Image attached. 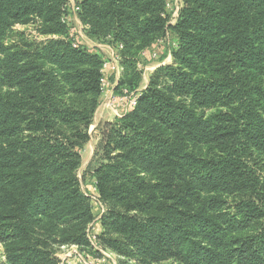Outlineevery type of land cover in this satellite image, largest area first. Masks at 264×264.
Wrapping results in <instances>:
<instances>
[{
	"label": "trees",
	"instance_id": "16d2710c",
	"mask_svg": "<svg viewBox=\"0 0 264 264\" xmlns=\"http://www.w3.org/2000/svg\"><path fill=\"white\" fill-rule=\"evenodd\" d=\"M65 2L0 0V264H58L97 221L140 263L264 264V0H181L174 24L166 0L80 1L85 33L117 47L114 91L138 92L95 127L97 213L78 170L105 58L72 44ZM31 21L59 37L9 36ZM166 30L171 62L139 90L140 53Z\"/></svg>",
	"mask_w": 264,
	"mask_h": 264
},
{
	"label": "rangeland",
	"instance_id": "374dc122",
	"mask_svg": "<svg viewBox=\"0 0 264 264\" xmlns=\"http://www.w3.org/2000/svg\"><path fill=\"white\" fill-rule=\"evenodd\" d=\"M10 31H12L9 36L13 39L18 38L19 35H24L27 39H31L37 42H44L50 38H58L57 35L51 34H44L41 32V25L38 21H31L28 23H14ZM13 42V41H10ZM165 64V63H164ZM97 110V109H96ZM95 122L90 126V136L89 140L83 146V150L81 152L82 156V165L78 170V177L82 179L83 183L82 188L90 195L94 212L97 213L100 208V204L97 201L96 191L94 189V177L87 169L85 170L86 166L96 159V156L101 154L100 149V140L97 133V129L95 128L97 125H93ZM96 124V123H95ZM90 231L88 238L90 237L92 240L89 239L90 248L80 249L74 245L70 246H61L56 251V257L58 258V264L62 262L66 264H82L79 257L76 256V251L80 253L82 257V261L88 263L90 261L94 262V264H144L140 263L137 257L133 256H122L119 255L115 250L109 248L108 245L104 244L97 239L98 233L100 234L102 231V227L100 223L97 221V228H94L92 224L90 227ZM94 235V238L91 236ZM76 250V251H74ZM4 259V255L2 252V245L0 243V261ZM147 264H183L182 262L178 261L174 258H168L167 260H162L160 262H151Z\"/></svg>",
	"mask_w": 264,
	"mask_h": 264
},
{
	"label": "built area",
	"instance_id": "2783aa9c",
	"mask_svg": "<svg viewBox=\"0 0 264 264\" xmlns=\"http://www.w3.org/2000/svg\"><path fill=\"white\" fill-rule=\"evenodd\" d=\"M80 1L81 0H66L63 7L64 14L61 20L68 26V37L72 40V44L74 46L79 44L83 47L90 48L88 46V39H90V37L85 33L86 25H84L78 17V12L80 10ZM181 6V0H166V10L169 14V24L175 23ZM153 44L156 45L157 50L149 52L147 48L142 50L140 53L141 60L146 59L147 62L151 60H157L160 55L159 53L163 48L167 49L168 56L170 57L171 50L176 46L177 42L172 32L170 30H166L165 34L161 38L157 39ZM118 46L120 47L121 45ZM116 48L117 47H114L115 53L112 56H110L109 58L104 57L105 60L103 61L101 67V71L103 73L101 79V102L98 108H102L103 110H113L115 112V115L119 117L128 109L133 108L136 105L138 92H129L124 88L120 93H116L114 91L113 83L115 82V79L120 77L122 69L120 66L119 55L117 54ZM140 63L141 62L139 61V66ZM164 63L165 61L161 60L160 64ZM107 72L114 76L113 82H111L106 77ZM91 237L94 238V235H92ZM89 239L92 240L90 237ZM75 253L76 256L80 258L82 264H94V262L92 261L88 263H86L85 261L83 262L80 253L77 251ZM61 264L66 263L62 262Z\"/></svg>",
	"mask_w": 264,
	"mask_h": 264
},
{
	"label": "crops",
	"instance_id": "0c3cea01",
	"mask_svg": "<svg viewBox=\"0 0 264 264\" xmlns=\"http://www.w3.org/2000/svg\"><path fill=\"white\" fill-rule=\"evenodd\" d=\"M88 46L90 48H97L105 58H109L110 56H112L115 52H114V47L109 46L107 44H102L99 43L97 41L92 40L91 38L88 39ZM148 52L149 51H155L157 50L156 45L151 44L148 48ZM159 57L157 60H151L148 61L146 59H143L142 61H145L144 63V67L142 70V80L139 86V90H142L143 88L146 87L147 83H148V79L150 74L154 71V69L160 64L161 60H164L165 63H170L171 62V56H168V52L166 48H163L161 50V52L159 53ZM141 60V58H140ZM111 82L114 81V76H112L109 72H107V76H106ZM119 78L115 79L114 87L117 83V80ZM117 116L115 115V112L113 110H109V109H102V108H98L94 114V118L93 121L96 123H94L93 125H98L104 121H112L116 118ZM94 182V181H93ZM94 184V183H93ZM94 228H97V222L93 223Z\"/></svg>",
	"mask_w": 264,
	"mask_h": 264
}]
</instances>
